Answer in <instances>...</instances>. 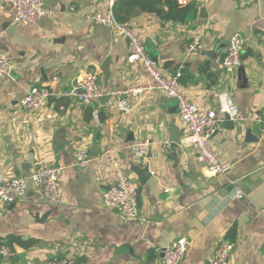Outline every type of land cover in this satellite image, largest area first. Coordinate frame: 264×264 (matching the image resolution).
<instances>
[{"label":"crops","instance_id":"1","mask_svg":"<svg viewBox=\"0 0 264 264\" xmlns=\"http://www.w3.org/2000/svg\"><path fill=\"white\" fill-rule=\"evenodd\" d=\"M43 1L54 14L31 28L16 22L10 5H0V53L13 67L10 78L0 79V177L29 174L39 158L62 165L63 203L51 206L32 184L18 202L0 203V249L16 253L0 257V264L64 257L75 264H162L163 250L180 238L191 241L182 264H206L223 240L233 245L228 264H264V136L258 122L264 118V0H188L196 2L197 16L186 24L148 13L129 21L165 75L182 68L184 91L200 109H217L221 93L232 94L245 120L233 129L222 123L213 137L216 153L230 165L219 176L197 161L184 141L177 103L164 94L129 96V113L112 99L85 106L63 96L92 70L105 89L143 87L149 79L139 65L128 64L124 38L86 20L88 13L105 14L111 0ZM235 33L244 36L246 48L241 67L227 77L222 61ZM195 39L201 48L187 55L185 46ZM40 86L55 96L46 108L26 111L21 102ZM135 138L151 143L145 159L131 149ZM80 141L95 156L114 149L139 184L138 220L105 206L103 192L114 171L106 160L101 176L93 163L79 169L73 150ZM134 166H149L144 184ZM237 191L244 196L237 198Z\"/></svg>","mask_w":264,"mask_h":264},{"label":"built area","instance_id":"2","mask_svg":"<svg viewBox=\"0 0 264 264\" xmlns=\"http://www.w3.org/2000/svg\"><path fill=\"white\" fill-rule=\"evenodd\" d=\"M180 5L187 4L188 0H177ZM240 3H248L251 0H238ZM0 5H10L15 11L17 23L31 28L38 21L51 17L54 12L49 9L43 0H0ZM114 3L110 1V8L105 14L92 12L86 15L89 23L108 27L119 37L128 43V64L139 65L142 72L149 79V83L143 87H125L105 89L101 82L100 73L96 70L87 72L79 77L72 92L64 93L63 96L76 98L85 106L99 104L102 99L108 97L115 101L117 109L122 113L131 111L129 96H141L147 93L160 92L168 99L177 103L181 122L186 130L184 141L189 143L196 152L197 161L205 167L211 176L226 175L230 165L220 159L216 153L212 140L221 124L229 121L234 126L240 125L245 118L236 106L230 92L221 93L217 109H200L185 93L181 79L182 68L174 75L167 76L161 70L159 64L147 53L146 47L140 35L130 23H120L114 16ZM201 48V43L195 39L185 46L187 55ZM246 40L240 33L233 34L222 61V71L227 77H232L242 65L245 53ZM13 67L8 58L0 53V79L10 78ZM55 96L53 90L46 86L32 87L23 101L21 107L28 112L35 113L46 108L50 99ZM264 136V118H258ZM164 147H170V141L165 140ZM131 149L140 159H145L151 149L148 140L135 138ZM114 149L108 147L103 154L95 156L91 152V146L86 141H80L73 150L75 165L84 169L91 163L95 164L98 176L103 173V162L106 160L114 171V182L103 192L105 206L117 211L125 219L136 221L139 219V184L131 180L126 169L115 157ZM65 170L62 165H51L45 158L35 161L33 170L29 174L17 175L11 172L6 178L0 177V203L14 204L23 199L32 184L41 196L51 205L60 206L63 203V193L60 178ZM186 170L187 167H186ZM237 198L244 195L237 191ZM264 214V209H263ZM191 241L180 238L163 250L162 264H182ZM232 243L223 240L212 257L206 264H228L232 251ZM16 253L8 246L0 249V257L4 260L13 259ZM264 257V254H263ZM25 264H75L71 258H50L43 261L28 260Z\"/></svg>","mask_w":264,"mask_h":264},{"label":"trees","instance_id":"3","mask_svg":"<svg viewBox=\"0 0 264 264\" xmlns=\"http://www.w3.org/2000/svg\"><path fill=\"white\" fill-rule=\"evenodd\" d=\"M114 16L120 23H128L142 13L154 14L163 21L188 23L197 16L195 1L180 5L177 0H117L114 3Z\"/></svg>","mask_w":264,"mask_h":264},{"label":"water","instance_id":"4","mask_svg":"<svg viewBox=\"0 0 264 264\" xmlns=\"http://www.w3.org/2000/svg\"><path fill=\"white\" fill-rule=\"evenodd\" d=\"M102 73H103L106 81H108L109 80V76H110L109 61H106L104 63V65L102 67ZM106 99L109 100L108 97H106ZM225 125H227L228 127L232 128V129L234 128V124L229 121L228 117L226 118ZM174 141L178 142V139H174ZM132 170H133L134 173L137 174V176L139 177V179H140L142 184H144L146 182V180L151 177L149 166H146V167H143V168L140 167V166H137V167L134 166Z\"/></svg>","mask_w":264,"mask_h":264}]
</instances>
